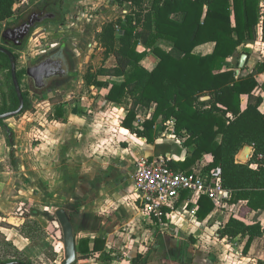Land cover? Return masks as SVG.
Returning <instances> with one entry per match:
<instances>
[{
  "label": "trees",
  "instance_id": "obj_1",
  "mask_svg": "<svg viewBox=\"0 0 264 264\" xmlns=\"http://www.w3.org/2000/svg\"><path fill=\"white\" fill-rule=\"evenodd\" d=\"M17 1L0 0V23L16 14ZM55 1L66 0H37L35 5L50 3L54 6ZM117 1L130 10L105 23L100 35L106 47L105 57L113 56L116 62L111 67L100 68L93 83L109 87L106 99L127 108L122 126L149 143H154L173 120V134L180 137L187 150L182 160L172 155L169 165L173 169L192 172L204 155H212L213 160L203 170L219 169L223 188L231 192L227 204L235 207L244 202L222 227V237L245 239L243 252L248 253L255 238L264 236V221H246L252 212H264V111L260 110L264 97L255 93L259 86L257 75L264 73V60L245 75H238L228 60L238 53L240 46L257 39L259 26L264 36V0ZM117 26L122 30L119 37L116 36ZM164 43H170L172 49H166ZM207 43H214L212 52L195 51ZM22 46L15 47L21 49ZM140 46L144 49L140 50ZM150 54L158 59L152 70L142 64ZM242 54H239L237 67ZM15 56L17 58V54ZM0 61L7 64L12 79L10 59L2 51ZM25 74L26 69L18 71L19 81ZM110 77H124V80L109 85ZM245 94L248 102L242 109L241 97ZM23 95L22 112H25L31 101L25 91ZM206 95L210 98L203 100ZM18 106L19 97L13 84L11 95L0 106V113ZM138 106L146 111L154 106V111L142 117ZM138 118L141 120L137 121ZM0 125L7 127L5 120H0ZM7 136L13 158L14 142L9 132ZM246 145L253 147V153L247 162H240L236 157ZM254 164L257 166L253 167ZM216 206L213 197L201 195L195 216L205 220ZM69 214L75 225L76 214ZM33 224L41 227L37 221ZM89 243V237L79 241V258L90 257L95 252L108 253L104 238L96 237L92 248ZM140 259V254L132 258L133 264H139ZM10 261L32 264L21 258H0V262ZM258 262L264 264V260Z\"/></svg>",
  "mask_w": 264,
  "mask_h": 264
},
{
  "label": "crops",
  "instance_id": "obj_2",
  "mask_svg": "<svg viewBox=\"0 0 264 264\" xmlns=\"http://www.w3.org/2000/svg\"><path fill=\"white\" fill-rule=\"evenodd\" d=\"M85 1L87 0H72L71 4H73V8L84 6L86 5ZM34 2L37 3V0ZM106 3L108 7L116 6L120 8L119 16H123L124 13L130 10L117 0H106ZM78 19L79 21L83 20V18ZM107 22L102 23L95 33L97 43L100 42L105 51L106 47L101 41L100 35L104 24ZM66 25H70V22H67ZM121 35L122 30L117 29L116 36ZM257 40H261L264 45V36L260 26L258 27V37L254 41ZM247 43L249 44V42ZM247 43L240 46L238 53L228 60L235 67L238 75L252 72L256 64L264 60L255 48L250 49L249 54L246 53L248 55L247 67L243 71L241 69L239 71L237 56L243 53L242 50ZM252 44L249 45L252 46ZM162 45L164 46V44ZM164 47L169 50L172 49L170 43ZM213 48L214 43H207L198 46L195 51L207 54L212 52ZM142 49L144 47L140 46V50ZM157 60L153 54H150L143 59L142 64L152 70L156 66ZM115 62L113 57L112 63L106 67L113 66ZM102 78L105 77H100V79ZM108 79L110 81L109 85H111L113 82H122L124 77H110ZM257 80L259 86L255 93H259L264 97V73L258 74ZM92 88L94 89V97L89 100L77 99V101L72 102H60L52 111V115L48 116L47 124H44L41 120L40 116L42 115L37 117V114H41L39 111L26 110L16 117L6 119V129L0 125V220L6 219L15 204L28 199L33 202V198L34 200L40 198L39 201H36L37 203L33 202L35 208L33 211L36 209L42 210L38 203H41L43 197L47 199L43 206L45 203L52 206L58 204L69 212H74L76 216L79 213L81 228L91 230L90 233L84 236L90 238V248L93 247L96 237L105 239V252H108L107 254L95 252L90 257L79 259L80 262H92L104 255V258H107V261L111 264H133L132 259L126 260L127 262L124 263V261L121 262L114 257L115 253L111 249L110 238L116 235H125V232L141 231L139 222H141L142 227L147 225L154 229L150 222L149 224L146 222L147 215L142 211L134 192L135 161L142 157L154 158L160 155L172 157L173 154L177 159L182 160L186 157L187 150L183 147L180 137L176 139L171 135L174 129L173 121L168 122V128L162 132L154 143H149L146 138L139 137L122 126V119L128 111L126 107L109 102L106 99L109 87L93 85ZM209 98V95L202 97L203 100ZM241 99V107L244 109L247 106L248 95H242ZM58 107H60V112ZM260 110L264 111V101L260 106ZM137 111L142 117L150 115L154 111V106L148 111L144 107L138 106ZM114 113H116V117L113 119L111 114ZM110 122L113 125H109ZM10 130H12L10 136L13 134L14 140L13 158H10L11 148L7 140ZM30 133L35 137L37 136L36 139L33 138L29 141L26 134ZM116 136L118 141H115ZM164 140L170 142L172 147L164 146L166 149L163 150L160 144ZM253 150L252 147L251 155ZM206 157L207 160L212 159L211 154H207ZM238 161L247 162L248 160ZM256 166L253 165V167ZM74 198L76 200L80 199V207L70 210L67 203ZM222 204L216 206L202 223L205 224L214 215L220 214L224 218V226L232 212L237 214L244 202L241 201L235 207L226 203V207L229 208L226 210L224 204V210L223 207L221 208ZM221 209L222 212L218 213ZM186 212L189 213V210H184V213ZM181 213L183 212L173 215L174 220L169 223L167 229H171L174 224H177ZM190 215L195 216V213ZM258 215V219L264 221V212L255 211L246 218V221L253 222ZM187 230L189 232V228ZM171 239V246L174 245V247L169 249V258L161 262L185 264L187 261L186 256L179 258L180 255L178 254V247L183 245V242L178 238ZM231 241H239L242 245L245 243V239L239 237ZM111 255H113L112 258ZM251 255H254L253 259ZM196 259L198 260H195L193 264H214L212 259H205L204 257H196ZM242 259L246 261L251 259L255 261L264 260V236L255 238L248 253L242 255ZM224 263L229 264L230 262L227 261V258H224Z\"/></svg>",
  "mask_w": 264,
  "mask_h": 264
},
{
  "label": "rangeland",
  "instance_id": "obj_3",
  "mask_svg": "<svg viewBox=\"0 0 264 264\" xmlns=\"http://www.w3.org/2000/svg\"><path fill=\"white\" fill-rule=\"evenodd\" d=\"M34 1L18 0L16 14L8 21L0 23V30L5 29L8 22H14L17 17L32 10L36 4ZM71 1L59 2L57 9L61 13V18L47 20L43 25L35 28L21 49L11 47L13 52L17 54L18 71L38 62L41 54L46 53L48 49L62 47L67 55L70 63V73L54 83L52 91L47 89L43 91L34 90L28 85L26 75H22L20 79L22 91L27 93L31 101L28 111H39L41 114H37V117L42 115L40 117L44 124H47L48 116L52 115V111L60 102L93 98L94 89L92 86H96L93 81L98 71L104 65H110L113 60V56L105 57V50H103L100 42L97 43L95 33L102 23L119 16L120 8L116 6L108 7L106 0H87L85 1L86 5L73 8ZM78 18H83V20L79 21ZM67 22H70V25H66ZM250 43H253L252 46L249 45ZM249 44L244 45L242 52L249 54V50L255 48L256 52L264 59L263 42L257 40L249 42ZM166 45L164 43V46ZM238 59L239 54L237 61ZM12 87L13 82L9 75V68L5 62L0 61V106L4 99L8 100L9 95L12 93ZM111 116L114 119L116 113L111 114ZM109 125H113V123L110 122ZM11 131H9V134ZM26 136L29 141L37 137L33 136L32 133L26 134ZM10 139L14 142L13 134ZM115 141H118L117 136ZM160 145L163 150L166 147H172L167 140L161 142ZM240 153L236 157L237 160L241 159ZM39 199L34 200L33 198V202L37 203L36 201H39ZM46 200L42 197L41 203H38L42 210L36 209L35 211H33L35 208L31 199L18 202L10 211V214L6 216V219L0 220L1 259L21 258L31 261L32 264H62L65 259L64 240L62 227L56 216V211L62 206L58 204L52 206L49 203H45L43 206ZM80 203V199L76 200L74 198L67 203L68 209L79 208ZM223 204L225 210L229 209L226 207V203ZM188 210L191 214L190 208ZM182 212L177 224H174L171 229H160L157 226L152 229L147 225L142 227L141 222H139L141 231L125 232V235L121 234L110 238L111 249L115 253L114 257L125 263L126 260H131L140 254L141 261L139 264H167V262L162 263L161 261L169 258V249L174 247V245L171 246V238H178L183 242V245L178 247L179 258L186 256L187 261L185 264H188L189 261V264H193L195 260H198L196 257L212 259L214 264H223L224 258H227L229 264H259L258 260H252L254 255H251V260L242 259V255L246 254L243 252L242 247L244 245L242 243L223 239L221 229L224 218L222 215H214L204 224L202 223L203 220L195 218L188 212ZM221 212L222 209L218 211V213ZM259 215L254 220H258ZM75 220L74 229L78 245L79 241L91 230L81 228L79 213L75 216ZM145 220L149 224V219L146 218ZM33 221H37L41 227L33 224ZM27 222V226H24ZM31 227L32 230L28 231ZM188 228L189 232H187ZM136 241L138 242L134 243ZM112 257L113 255H111ZM79 259L81 258L77 256L75 264H111L107 261V258H104V255L92 262H80Z\"/></svg>",
  "mask_w": 264,
  "mask_h": 264
},
{
  "label": "built area",
  "instance_id": "obj_4",
  "mask_svg": "<svg viewBox=\"0 0 264 264\" xmlns=\"http://www.w3.org/2000/svg\"><path fill=\"white\" fill-rule=\"evenodd\" d=\"M173 133L174 129L172 137L179 139ZM171 159L169 155H160L135 161L134 192L151 225L166 229L173 222V215L188 210L189 205L195 213L201 195L213 197L217 206L231 198V192L222 186L219 169L203 170L213 157L207 160L204 155L192 172L173 169L169 165Z\"/></svg>",
  "mask_w": 264,
  "mask_h": 264
},
{
  "label": "water",
  "instance_id": "obj_5",
  "mask_svg": "<svg viewBox=\"0 0 264 264\" xmlns=\"http://www.w3.org/2000/svg\"><path fill=\"white\" fill-rule=\"evenodd\" d=\"M29 25H32V23H28L25 24L24 26L17 28H7L2 35L4 38H8L17 44H21L30 36ZM0 51L7 54L10 59L12 80L17 95L19 97V106L15 110L0 113V120H6L8 118L17 116L20 113H22L25 107V98L18 77L17 58L15 56V53L11 51L8 47H5L3 45H0ZM247 60H248V55L246 53H243L239 61V71L246 65ZM26 70H27L28 78L34 80V82L38 86L42 87L43 85H46L47 80L52 78L53 76L62 73H67L68 66L65 60L62 57L58 56L57 58H47L41 60L38 63L29 65ZM246 150H248V154L245 158H242L241 155L243 153H246ZM251 151H252V146L246 145L241 151L242 154L240 153L241 154L240 160L247 161V158L249 157ZM56 216L62 227L63 240H64L65 259L62 262V264H75L77 261L78 253H77V243H76L74 224L70 218V214L68 210L63 207L59 208L56 211ZM0 264H27V263L22 261H10V262H0Z\"/></svg>",
  "mask_w": 264,
  "mask_h": 264
},
{
  "label": "flooded vegetation",
  "instance_id": "obj_6",
  "mask_svg": "<svg viewBox=\"0 0 264 264\" xmlns=\"http://www.w3.org/2000/svg\"><path fill=\"white\" fill-rule=\"evenodd\" d=\"M54 4H55L54 6H52L50 3H45L42 5H35V7L32 10L28 11L24 15L17 17V19L14 22H11L10 25L7 24L5 29L0 30V45L8 47L11 50L12 46L15 47L16 45L17 46L18 45H24L27 41V39H26L23 43L17 44L8 38H4L2 34L7 28H17V27L24 26L25 24L32 23V25H29L30 35H31L32 31L35 28L39 27L40 25H43L47 20H55V19L61 18V13L57 9L58 5L60 3L58 1H55ZM58 56L62 57L65 60L67 66H68V72L53 76L52 78L47 80L46 85H43L42 87H40L34 82V80H31L28 78L27 70H26L25 75H26L27 80H28V85L31 88H33L36 91H43L45 89L52 91L54 89L53 88L54 83H56L58 80L69 75L70 63H69L67 55H66V53L62 47L57 48V49H50V50L48 49L46 51V53L41 54V57H40L38 62H40L41 60L47 59V58H57ZM38 62H36V63H38ZM33 64H35V63H33Z\"/></svg>",
  "mask_w": 264,
  "mask_h": 264
},
{
  "label": "bare ground",
  "instance_id": "obj_7",
  "mask_svg": "<svg viewBox=\"0 0 264 264\" xmlns=\"http://www.w3.org/2000/svg\"><path fill=\"white\" fill-rule=\"evenodd\" d=\"M241 154H242V153H241ZM241 154H240V155H241ZM247 154H248V150H246V153H243V154L241 155V157H242V158H245V157L247 156Z\"/></svg>",
  "mask_w": 264,
  "mask_h": 264
}]
</instances>
